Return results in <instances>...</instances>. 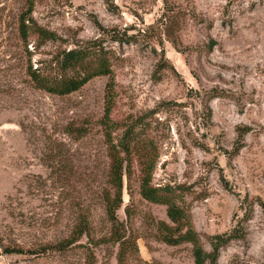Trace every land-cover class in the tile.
Masks as SVG:
<instances>
[{
    "label": "rangeland",
    "instance_id": "1",
    "mask_svg": "<svg viewBox=\"0 0 264 264\" xmlns=\"http://www.w3.org/2000/svg\"><path fill=\"white\" fill-rule=\"evenodd\" d=\"M79 46L103 49L110 73L65 96L34 86L30 67ZM126 130L134 159L115 214L136 248L124 264H193L190 244L156 237L168 219L139 195L148 170L205 251L236 235L215 264H264V0H0V264H85L87 250L119 264L105 134Z\"/></svg>",
    "mask_w": 264,
    "mask_h": 264
},
{
    "label": "trees",
    "instance_id": "2",
    "mask_svg": "<svg viewBox=\"0 0 264 264\" xmlns=\"http://www.w3.org/2000/svg\"><path fill=\"white\" fill-rule=\"evenodd\" d=\"M30 11H28L29 13ZM19 32L25 37L27 26L25 16H21ZM34 33L38 38L50 39L51 34L39 27L33 26ZM114 42L126 43L129 40L122 39L120 35L112 37ZM110 73L108 58L103 49H95L89 46H79L63 50L52 56L47 66L28 70L34 86L50 94L65 96L80 89L86 82L96 76H105ZM105 117V116H104ZM130 130H126L122 137L114 143L105 134L108 145L109 170L108 180L111 186V193L104 192L105 214L110 223L109 241L118 247L117 261L125 263L126 252L135 249V239L130 233H126L123 224L116 217V210L121 206V192L123 177L130 178V165L133 158ZM134 159V158H133ZM174 189L168 185L153 186L150 183V172H140L139 195L147 202L166 206V217L168 222H156V234L158 240L169 246L190 244L193 264H215L218 250L229 240L236 238L233 233L212 236L209 239L210 251H205L200 242V237L193 229L189 214L176 203ZM87 222L84 220L76 225L74 237L67 239L58 246L67 248L73 244L78 237L85 233L84 228ZM85 264H96L94 254L87 250Z\"/></svg>",
    "mask_w": 264,
    "mask_h": 264
},
{
    "label": "built area",
    "instance_id": "3",
    "mask_svg": "<svg viewBox=\"0 0 264 264\" xmlns=\"http://www.w3.org/2000/svg\"><path fill=\"white\" fill-rule=\"evenodd\" d=\"M3 264H30V262L26 258H16V259L9 260L6 257V258H3Z\"/></svg>",
    "mask_w": 264,
    "mask_h": 264
}]
</instances>
